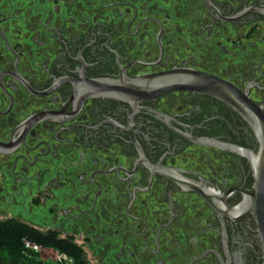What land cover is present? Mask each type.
I'll return each mask as SVG.
<instances>
[{"label":"flooded vegetation","instance_id":"obj_1","mask_svg":"<svg viewBox=\"0 0 264 264\" xmlns=\"http://www.w3.org/2000/svg\"><path fill=\"white\" fill-rule=\"evenodd\" d=\"M205 86L264 114V0H0V229L64 249L0 264H263L257 124Z\"/></svg>","mask_w":264,"mask_h":264},{"label":"water","instance_id":"obj_2","mask_svg":"<svg viewBox=\"0 0 264 264\" xmlns=\"http://www.w3.org/2000/svg\"><path fill=\"white\" fill-rule=\"evenodd\" d=\"M175 88V86H168L159 91ZM199 90L225 101L248 119L255 120L257 124L256 134L259 140V149L252 161L253 190L246 195L244 210L254 216L264 264V114L258 108H255L245 96L234 93L230 88L228 91H221L220 89L216 90L214 87L205 86L203 89L198 88Z\"/></svg>","mask_w":264,"mask_h":264},{"label":"trees","instance_id":"obj_3","mask_svg":"<svg viewBox=\"0 0 264 264\" xmlns=\"http://www.w3.org/2000/svg\"><path fill=\"white\" fill-rule=\"evenodd\" d=\"M22 237H27L36 243L43 245H53L64 250L62 245L57 243L51 244L38 236L32 235L29 230L23 227H4L0 229V251L3 252L5 260H11L15 262L17 259L25 258L22 253V245L20 243V239ZM77 263L78 261L76 260L75 264Z\"/></svg>","mask_w":264,"mask_h":264},{"label":"built area","instance_id":"obj_4","mask_svg":"<svg viewBox=\"0 0 264 264\" xmlns=\"http://www.w3.org/2000/svg\"><path fill=\"white\" fill-rule=\"evenodd\" d=\"M23 247L28 251L38 250L36 244H29L27 241L23 243ZM54 260L57 264H67L69 262L68 257L64 254L57 255L54 257Z\"/></svg>","mask_w":264,"mask_h":264},{"label":"rangeland","instance_id":"obj_5","mask_svg":"<svg viewBox=\"0 0 264 264\" xmlns=\"http://www.w3.org/2000/svg\"><path fill=\"white\" fill-rule=\"evenodd\" d=\"M47 264H57V263L54 261H48Z\"/></svg>","mask_w":264,"mask_h":264}]
</instances>
